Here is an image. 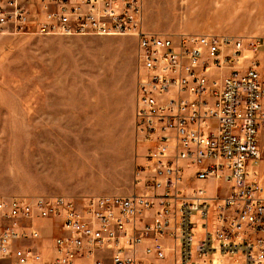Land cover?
Masks as SVG:
<instances>
[{
	"label": "built area",
	"instance_id": "built-area-1",
	"mask_svg": "<svg viewBox=\"0 0 264 264\" xmlns=\"http://www.w3.org/2000/svg\"><path fill=\"white\" fill-rule=\"evenodd\" d=\"M142 7L0 0V35L135 38L138 161L126 195L0 197V264H264L260 42L149 32Z\"/></svg>",
	"mask_w": 264,
	"mask_h": 264
},
{
	"label": "rangeland",
	"instance_id": "rangeland-1",
	"mask_svg": "<svg viewBox=\"0 0 264 264\" xmlns=\"http://www.w3.org/2000/svg\"><path fill=\"white\" fill-rule=\"evenodd\" d=\"M142 8L149 32L259 40L264 71V0H143ZM135 53L129 36L0 35V197L135 190ZM254 171L264 186V157Z\"/></svg>",
	"mask_w": 264,
	"mask_h": 264
},
{
	"label": "crops",
	"instance_id": "crops-1",
	"mask_svg": "<svg viewBox=\"0 0 264 264\" xmlns=\"http://www.w3.org/2000/svg\"><path fill=\"white\" fill-rule=\"evenodd\" d=\"M258 53V52H257ZM256 53V55H257ZM264 73V71H262ZM134 103H135V96H134ZM133 109H134V104H133ZM137 152V151H136ZM131 193V192H130ZM129 194V193H128ZM57 195H62V194H57ZM65 196H68V195H65ZM90 196V195H89ZM68 197H71V198H76V197H73V196H68Z\"/></svg>",
	"mask_w": 264,
	"mask_h": 264
}]
</instances>
